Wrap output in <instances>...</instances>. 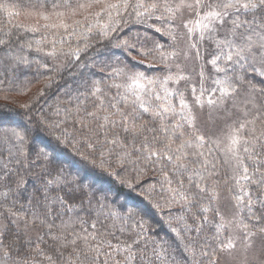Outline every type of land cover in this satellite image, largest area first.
<instances>
[{"label": "snow or ice", "instance_id": "obj_1", "mask_svg": "<svg viewBox=\"0 0 264 264\" xmlns=\"http://www.w3.org/2000/svg\"><path fill=\"white\" fill-rule=\"evenodd\" d=\"M53 8L64 10L54 12L57 22L45 27L72 28L75 36V25L84 29L81 39L95 36L109 43L126 16L137 22L164 21L165 28L155 31L171 38V51L159 42L149 47L138 35L117 38L114 47L165 68L174 59L180 68V58H190L192 49V58L203 60L201 46L209 41L216 51L208 63L223 75L212 79L215 87L206 88L201 64L199 89L190 81V104L184 92L169 87L190 79L182 72L149 78L118 62L107 72L112 83L104 78L86 81L74 101L56 108L62 119L30 116L33 130L45 132L56 148L30 145L25 151L22 145L28 141L29 129L12 130L0 138V264H174L175 253L181 250L175 240L188 257L184 264H203L202 258L210 255L205 250L209 240L217 247L208 264H217V252L231 255L241 246L248 252L254 238L264 236V87L252 82L256 76L264 80V0H82L75 5L64 0ZM40 18L52 17L41 13ZM182 39L191 42L187 49L178 47ZM8 45V40L0 39V51ZM88 47L61 49L60 54L79 60V53ZM56 54L55 49L48 53ZM5 59L9 65L25 62L23 56L7 53ZM113 88L116 92L109 95ZM205 108L209 115L234 116L221 149L225 159L220 164L227 169L223 178L208 147L211 143L220 148L222 141L210 139L199 126ZM5 143H13L16 150L4 148ZM33 151L34 159L27 162ZM69 157L78 158L82 167H75ZM32 164L41 171L36 176L39 186L33 184L29 192L21 170L30 171ZM73 169L77 179H69ZM89 171H98L130 191L140 188L154 208L161 213L167 209L166 223L175 240H150V221L143 210L127 204L111 208L117 196L94 182L86 184L92 180ZM146 176L154 177L147 187L142 183ZM224 190L234 201L231 217L220 209ZM19 197L27 199L30 215L16 209ZM108 219L131 222L124 238L117 237L118 243L105 239L115 235L105 226ZM22 220L26 232L38 233L34 241L29 236L27 245L11 227H19ZM209 224L215 229L210 237L202 235ZM9 235L15 238L4 243L2 238Z\"/></svg>", "mask_w": 264, "mask_h": 264}, {"label": "trees", "instance_id": "obj_2", "mask_svg": "<svg viewBox=\"0 0 264 264\" xmlns=\"http://www.w3.org/2000/svg\"><path fill=\"white\" fill-rule=\"evenodd\" d=\"M63 2L64 0H0V39L9 41V45L0 51V138H3L5 134L10 135L12 130L23 131L24 129H29L28 141L22 145L25 151L28 150L30 145L34 149L42 144L49 148L57 147L55 142L45 132L33 130V121L30 116L36 118L45 116L50 121L62 119L63 113L56 115V108L60 107L62 109L70 99L74 101L75 97L83 91L86 81L91 82L104 78L107 83H112L107 78V72L118 62L128 64L133 71L143 72L149 78H163L169 71L176 73V70H179L176 69L174 59L168 62L171 67L165 68L164 65L150 62L148 59L141 58L138 54L133 58L132 55H128L121 49L114 47V41L117 38L125 35L131 37L138 35L149 47L159 42L164 45V50L171 51L172 49L168 47L171 38L155 31L157 27L165 28L164 21L151 19L137 22L134 16H126L124 17V22L120 23L118 32L113 33V43L100 41L95 36H90L85 40L80 38V33H84V29L75 25H73L77 31L75 36L71 35L72 28L65 31L62 28L45 27V25L57 22L55 17L52 16L54 12L64 10L63 8L54 9L53 4H62ZM78 2H82V0H71L73 5ZM5 8H7V11L4 10ZM41 13L52 18L43 20L40 18ZM77 18L82 19L81 17ZM183 41L184 39L179 41L178 47L180 49ZM84 44H88L89 47L87 51L79 53V60L60 54L61 49L64 52L75 51L77 46L83 48ZM54 49L57 54L55 56L48 55ZM215 51L214 44L204 41L201 46L203 60H194L191 67L184 69L183 74L190 79L181 80L177 84L170 83L169 87L184 92L185 98L186 95H191L190 81L194 82L197 89H199L201 64L204 65V72L207 77L205 87L209 89L215 87L212 79L223 75V73H216L212 64L208 63ZM133 52L135 54V50ZM5 53L10 57L23 56L25 62L9 65V61L5 59ZM193 54H195V49H193ZM5 73H7V77H5ZM248 75L251 76V73L249 72ZM252 82L258 88L264 87V80L259 76L254 77ZM45 85L49 86L46 87ZM41 92H43V95H39ZM115 92L116 89L113 88L109 95ZM218 94L216 93V95ZM173 102L176 104L177 99L174 98ZM22 105H31V107L25 109ZM236 114L238 115V113ZM232 119H234V116L228 117L223 112L219 115L215 112L209 115L207 108L200 116L199 126L204 134L210 139L219 138L222 141L220 148H217L215 144L210 143L208 145L215 154L211 159L217 162L222 178L227 169L226 166L220 164L225 159L221 149L227 144L228 125L232 123ZM67 131L70 132L71 129L69 128ZM13 143L18 142L14 141ZM13 143H5L3 147L15 151ZM59 150L65 151L63 149ZM34 157L35 151L30 153L29 161L27 162H30ZM69 158L76 162L75 167H82L78 158ZM21 171L22 174H26L25 178L29 181V192L32 191L33 184H36L37 187L39 186L36 176L41 169L37 165L32 164L30 171L29 169H22ZM88 175L92 177V180L86 181V184L94 182L97 186H102L117 196V201L115 204L110 205L111 208H118L121 204H127L136 205L143 210L145 217L150 221V240H167L169 242L175 240L166 223L168 219L167 209L161 213L154 208L153 204L145 196L141 195L142 189L137 188L136 191H130L127 188H122L115 180L98 171H89ZM69 179H77L74 169ZM153 179L154 177L146 176L143 178L142 183L147 187ZM234 191L236 190L234 189ZM221 195L220 209L225 216L229 215L231 217L235 211L234 201L227 190L222 191ZM18 200L16 209L23 215H30L32 209L28 206L27 199L19 197ZM21 205H24V207H21ZM178 211V209H173V212ZM257 214H259L258 210ZM241 215L246 216L244 213ZM208 216L210 221L214 219L212 212H209ZM4 222L7 223L8 221ZM249 223H254V221H249ZM105 226L110 233H115L114 236L106 235L105 239L118 243L117 237L120 239L124 238V234L131 228V222L125 219H117L115 221L108 219L105 221ZM11 227L13 232L18 233L21 243L24 245H27L29 236L34 241L38 235L35 229H29L26 232L23 220L19 222V227L16 224H12ZM214 231L215 229L209 224L202 235L210 237ZM14 238V236L9 235L2 239L4 243H7ZM175 243L181 250L175 253L174 264H184L188 257L183 254L180 242L175 240ZM208 243L209 247L205 250L210 255L202 258L203 264H208L213 248L217 247L214 240H209ZM254 244V247L258 246V254L262 253L259 258L249 257L250 252L242 253L240 248L239 251L241 253L236 251V253L234 252L231 255L217 252L219 257L217 264H243L245 261L247 264H264V236L255 237Z\"/></svg>", "mask_w": 264, "mask_h": 264}, {"label": "rangeland", "instance_id": "obj_3", "mask_svg": "<svg viewBox=\"0 0 264 264\" xmlns=\"http://www.w3.org/2000/svg\"><path fill=\"white\" fill-rule=\"evenodd\" d=\"M191 42H189V41H187V40H184L183 41V45L181 46L182 48H181V50H184V49H187L188 48V46H189V44H190ZM195 56V54H193V49L191 50V57L190 58H188V59H184L183 58V56L180 58V60H179V64L181 65V67L180 68H176V69H179V70H176V73L177 72H182V73H184V69L185 68H188V67H191V65L194 63V59L192 58V57H194ZM170 88H172V89H174L173 87H170ZM190 104H191V102H192V94L191 95H186V98H185ZM176 106H177V108L179 107V105H178V100H177V102H176ZM226 216H228L229 217V215H226ZM255 245V244H254ZM241 249H242V253H244V251H243V248L242 247H240ZM258 249V246H253L250 250H249V257H251V258H259V256H262V253H260V254H258V252H259V250H257ZM239 251V250H238ZM240 252V251H239ZM236 253V252H235ZM241 253V252H240Z\"/></svg>", "mask_w": 264, "mask_h": 264}]
</instances>
